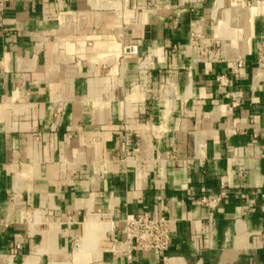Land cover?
Instances as JSON below:
<instances>
[{
	"label": "crops",
	"instance_id": "0c3cea01",
	"mask_svg": "<svg viewBox=\"0 0 264 264\" xmlns=\"http://www.w3.org/2000/svg\"><path fill=\"white\" fill-rule=\"evenodd\" d=\"M263 40L264 0H0V264H264Z\"/></svg>",
	"mask_w": 264,
	"mask_h": 264
},
{
	"label": "built area",
	"instance_id": "2783aa9c",
	"mask_svg": "<svg viewBox=\"0 0 264 264\" xmlns=\"http://www.w3.org/2000/svg\"><path fill=\"white\" fill-rule=\"evenodd\" d=\"M249 3H254L256 0H248ZM189 46L195 49L197 57H202L203 46L197 42L195 32H191L189 38ZM139 45L136 40H132L123 45L122 56L135 57L138 55ZM258 66L264 67V40L258 48ZM143 84L147 83V78L144 77ZM223 193L216 196L203 195L200 197V202L209 207H215ZM170 218L162 215H128L124 218L122 224L123 239L120 241L124 246V253L129 256L133 250L141 251H164L168 248Z\"/></svg>",
	"mask_w": 264,
	"mask_h": 264
}]
</instances>
